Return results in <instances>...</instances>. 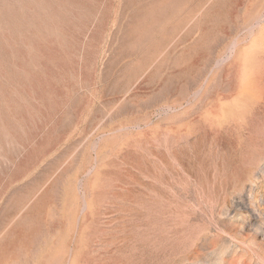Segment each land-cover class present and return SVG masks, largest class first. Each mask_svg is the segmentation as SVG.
I'll return each instance as SVG.
<instances>
[{"label": "rangeland", "instance_id": "1", "mask_svg": "<svg viewBox=\"0 0 264 264\" xmlns=\"http://www.w3.org/2000/svg\"><path fill=\"white\" fill-rule=\"evenodd\" d=\"M0 264H264V0H0Z\"/></svg>", "mask_w": 264, "mask_h": 264}]
</instances>
